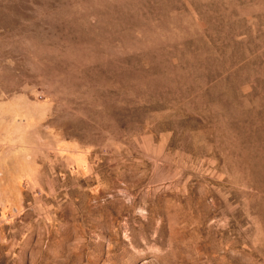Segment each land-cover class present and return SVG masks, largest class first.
Returning <instances> with one entry per match:
<instances>
[{
  "label": "rangeland",
  "instance_id": "obj_1",
  "mask_svg": "<svg viewBox=\"0 0 264 264\" xmlns=\"http://www.w3.org/2000/svg\"><path fill=\"white\" fill-rule=\"evenodd\" d=\"M0 264H264V0H0Z\"/></svg>",
  "mask_w": 264,
  "mask_h": 264
}]
</instances>
